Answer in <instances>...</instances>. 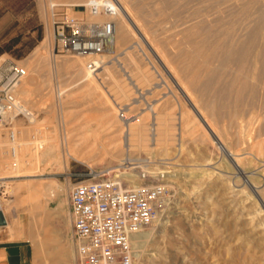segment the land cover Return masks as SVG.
Returning <instances> with one entry per match:
<instances>
[{"label": "bare ground", "instance_id": "obj_1", "mask_svg": "<svg viewBox=\"0 0 264 264\" xmlns=\"http://www.w3.org/2000/svg\"><path fill=\"white\" fill-rule=\"evenodd\" d=\"M60 1H66V2L70 3L71 5L87 4L89 2V0H45V2H43V3H45L44 4V6H45L44 10L46 12V15H44V16L49 18L50 24H48L49 27H48V30H46V32H47V34L45 35L46 37L41 42L40 46H38L33 52L35 57H36V60L40 59L41 61L44 62L48 58V57H46L47 54L51 53L50 56L52 55V46H54L53 45L54 36H53V30H52L53 27L51 26V23L53 22V21L51 22L52 10H53L52 7L56 4L58 5V2H60ZM153 1L154 2H152V0H150V2H152V5H149L148 0H118L120 11H119L118 16L115 19V21H116V33H115V39H114L113 44L110 45L103 53L97 54V55H76V54H75V56H69L68 55L67 57L62 58V60H61L62 65L64 67H67V68L72 67V68L76 69V72L74 70V72H75L74 75L77 76V81H78L77 85L86 86L87 89L90 91L91 96L93 94L97 95V93H99V88H101V87L99 86L98 83H100L99 82L100 76L102 74H103V76H105L108 73L106 71V66H108L107 63H111L114 61L120 62L119 56L112 58L111 55L108 53L112 49L118 50L120 47H123L124 50L122 52L119 50V51H117V53L120 52L118 55L125 54L128 61L130 63H132V65L134 66L133 71L132 70L131 71L136 73V75L133 74V76L134 75L136 76V77H134V79L138 77L137 84H139L140 82H143L144 80H145V82L148 79L152 80L154 77H158V76H160L162 79L165 80L166 76H168V75H166L167 73L165 74V72L163 71V69H162L163 67L161 66V64H163L165 67H167V71L169 72L168 78L171 77L173 79H176V81H177L176 85H178V87L180 88L181 96L183 94L184 99L187 101L186 104L189 102V104L191 105L189 107L195 113V117L197 116V118L194 119L195 117H194V115H192L193 113L190 112L189 109L185 108L187 106L184 107L181 103H180V111H179L180 114L177 116H171V113L170 114H161V113L156 111V114L154 117V120H155L154 130L152 129L153 127H152L151 122L148 125V122L146 121L147 118L145 119V117H142V118L139 117L138 120L133 122L129 127V135L128 136H129V143H130V147H131V148L129 147V150H127L128 148H126L127 145H126L125 139H124V129H123V127L121 128L123 130V137H122V139H123L122 144L123 145L122 146H124L126 148L125 149L126 151L123 149L125 151L124 155H126L125 157H127V156L130 157L133 149H135L136 151L138 150L134 147L147 146L148 143H149V145H156V144L166 145L170 142H176V140L179 141L178 144L180 145V149H182L183 135L185 133L193 134L194 132H196L198 127L201 126V125L197 126V123L200 120L199 121L200 124L203 123L206 126L203 134L204 135L206 134V136H208L207 135V132H208L213 137V139L209 140V141L210 142L214 141L216 143V145L218 146V147H216V145H215L216 149L220 148L223 150V152L225 154H227V156L233 162L235 167L238 169L237 174H239V177L243 178L242 184L240 182V184H241V187H240V185H238V184H234V185L229 184L228 182H226L224 180V178L220 177V176L224 177L222 174L219 176L218 173L215 172V173H217L216 175L219 177L217 179L214 178L216 180L214 182V185H217L219 187V190H220V193L222 194V196H225L226 198H231L233 201H235L238 204V206L235 207V209H233L234 215H235V225L234 226L236 227V229L242 230L241 233L238 234V236L236 237L235 242L228 246L227 250H228L229 255L228 254L227 255L229 256V261L227 262V264H264V208H262V206L264 207V159L262 158V156H264L263 155V152H264L263 151V149H264L263 148V141L259 142V144H261V146L258 147L259 148L258 154L256 151V154H254V156H253V155H250L248 153L250 150L249 151L247 150V148L249 147L248 146L249 140H247V138H246V135H245L246 131L245 132L243 131L244 132L243 133L240 130L242 128L236 129V128L232 127L231 128L232 131L235 129L234 133H236V134H234V136H236V137H232V139H231L232 135H228L229 132L226 128L229 125L227 127L224 126V125H227V124H225V122L227 120L226 118H228V117L225 118L226 120H225L224 124L221 123L224 127H226L223 129L224 132L222 131V129H220V131H222V133L219 132V130L216 128L217 127L216 125L218 124V122H216V120L218 121V119L221 118L222 112H220V111L215 112L216 111L215 108H218V110H219V108H221L222 105H221V103L220 104L215 103L212 100L213 98H210L208 96L206 97L205 93H203V92H206V90H207L206 88L208 87V85H210L209 80L207 81L208 78L206 79L205 73H203V72L205 70H206L205 72H210V71L213 72V69H214V72H215L217 78L220 79V81L225 80V81H228L230 83L229 84L230 85L229 90L228 89H226V90L230 91L231 95H233L231 98L234 97L233 100L235 99L234 104L231 106L232 107L231 114L233 117H238L239 114L241 113V110H244V109H242L243 108L242 96L245 93H247L246 96L248 95V98H250L249 102L247 103V105H248L247 109L249 108V105H252V106L257 105V107L259 106V108H260L261 107L260 102H258L259 104L258 103L254 104V102L256 101V99L259 101L261 98L263 100V102L260 100L263 103L262 104L263 108L262 107L261 108L264 109V0H167L166 5H164L165 3L164 4L161 3V0H153ZM160 4H162L164 6L161 7ZM168 9L174 11V13L172 12V15L171 14L170 15L174 18L176 17V19H179V18H177V14H175L176 12L179 13L178 15H180V13H181V14L186 15L187 17H191L193 20H194V18L196 19L195 21L191 20L192 22H190V23L188 22L189 25L188 24L186 25V22H185V26H188V28H187V32L184 33L183 38L179 35L181 40L178 41L176 39L177 40V42H176V40H175L176 36L174 35L175 33L173 34L174 35L173 38H172L173 35H171V38L174 39V41H175L171 45L169 42L172 41V39H168L169 41H167L166 38L164 36H162V34L164 33V30L162 31V29H161V31H160V29H159L160 25H164V23L162 24L163 21L155 20V17L157 15L163 16L164 14H166L165 12H170V10L166 11ZM173 14H175L176 16L175 15L173 16ZM94 18H96L98 20L105 19V17H103V16H96ZM163 18L166 19L165 21H167V18H165V17H163ZM181 19L182 18L179 19L180 22L184 21L183 19L182 20ZM185 20H187V18H185ZM188 20H190V19L188 18ZM183 24H184V22L182 23L181 26H183ZM52 25H53V23H52ZM185 26H183V27L185 28ZM176 30H178V28ZM178 34H179V30H178ZM178 34H176V35H178ZM196 35H199V39L194 38V36L196 37ZM42 49H50L51 52L44 55L42 53V51H43ZM45 52H46V50H45ZM115 56H116V54H115ZM123 57H124V55H123ZM53 59H52V62H54V64H55L57 62L56 58L53 57ZM139 59L140 60H146L147 64L151 63L152 66L154 65V61H156L157 63L159 62L158 64L161 63L160 66L162 68L158 64H156V65H158V68L160 67L162 69V71H161V69L159 71L156 67V70H154V72H150L148 70L140 72L141 69L139 68V66L137 64ZM153 59H154V61H153ZM34 60H35V58H34ZM128 61H127V63H129ZM29 62H27L25 65V66H27L25 68L27 71L26 76H28V79H32L33 76H29L30 71L28 72V69H29L28 67L31 66V63H29ZM45 62L47 64L49 63V61H45ZM178 63L182 65L181 69L184 71L185 77H187L188 75H189V77L192 76L189 79L187 78L186 82L183 79L184 76L183 77L181 76V73L183 74L182 70H180L181 71L180 72L178 70L179 68H177V66L175 65ZM37 65H39V64H37ZM150 65L149 66L146 65V67L147 66L151 67ZM50 66L53 68L52 64H50ZM178 67H179V65H178ZM46 68H48V67L46 66ZM101 68L103 70H102V72H99L98 70ZM109 68H110V66H109ZM176 68H177V70H176ZM110 69H112V68H110ZM196 69H204V71L203 70L199 71V74L200 73L203 74L202 76H200L201 79H204V78L206 79V81L202 87V89L204 88L205 90L202 91L201 93H199V95L201 94L200 97H199V95L195 96L198 91L197 92L195 90L193 91V89L188 87L189 83H187V82H190L191 80L195 81V79H192V78H193V76H196L198 73V72H196ZM30 70H31V68H30ZM105 71L107 73H103ZM177 71L180 73H177ZM132 72L129 74L130 75L129 77H133V76H131ZM155 72H157V75H154ZM162 72H164V74L166 76H164ZM99 74H101V75L99 76ZM114 74H115V72H114ZM107 75H109V74H107ZM209 75L211 77V73ZM116 76H118V75H116ZM116 76H114V77L112 76V77L115 78ZM72 77H74V76H72ZM196 77H199V76H196ZM202 77H204V78H202ZM109 78H110V76H109ZM171 78H170V80H171ZM178 79L181 81V83H180V81H178ZM182 79H183V82H182ZM119 80H121V79H119ZM212 80H214V79H212ZM199 81H201V80H199ZM203 81L204 80H202L201 82H203ZM184 82L187 84H185ZM201 82H199V84ZM28 83H29V80L26 84H28ZM111 83H112V81H111ZM191 84H194V85H192V87L194 86V88H195V83L192 82ZM217 84H218V82H217ZM113 86H114L113 90L115 89L114 91L117 93V98H122V99L130 98L129 96L132 94L131 90H130L131 88H128L126 83H124L123 81H119V82H117V84L114 83ZM110 87H109V89H110ZM197 87H199V85ZM215 87H217L216 92L220 91L219 90L220 88L218 87V85ZM215 87H213V89H216ZM221 87H223V86H221ZM21 89H22V93H24L25 95L32 94V93H30L29 87L27 85L22 86ZM171 90L175 91L173 89V87L171 88ZM177 91H179V89ZM200 91H201V88H200L199 92ZM213 91L214 90H212L211 92H213ZM105 92H104V94H105ZM195 92H196V94H195ZM107 93H108V91H107ZM110 93L111 92L108 93L109 94L108 96H105L103 94L101 96L98 94L97 98L95 97V99L96 100L98 99L99 110H101L100 117L105 122L106 131H107L109 137H111L110 139L112 141L108 145H105L102 143L95 144V142H94V144L92 143L89 146H91V147L97 146L99 149L105 148V150L107 148V151L110 153H113V155H114V153L116 154V148L118 146V141H117V145H116L115 139L118 138V136L116 138V135L118 134L117 132L119 130H121L120 125L122 123V120L120 119L119 112H118V104L120 103V101H118L116 97L115 98L112 97V94L114 92L112 94H110ZM176 93H179V92H176ZM219 93H217L218 98H220V97L225 98L226 97V99H227V95H229V94L225 95L226 93H224V94L221 93L220 95H218ZM113 95H115V94H113ZM223 95H225V96H223ZM257 95H259V97H261V98L258 99ZM181 96H180V99L182 98ZM66 97L67 96L63 95L62 92L59 93L58 106L60 109V115L62 116V119L59 121H61V123H63V124H66V122H67V120L65 119V116L67 115L66 114V110H67ZM69 97H71V96H69ZM245 98L248 99L247 97H245ZM95 99H93V101H95ZM69 100H72V97H71V99L69 98ZM185 100H183V101H185ZM75 101H78V99ZM85 101H86V98H85ZM87 101H89V100H87ZM230 101H232V99ZM245 102H247V100H245ZM95 103L96 102H94V105H95ZM228 103L231 104L230 102H228ZM74 104H75V102H74ZM87 104H89V103H87ZM226 104H227V101H226ZM95 107H97V106H95ZM259 108H257V111L259 110ZM226 109L227 108H225V110H224L225 112H226ZM253 109L251 108V110H253ZM228 110H230V109H228ZM251 110H250V112H251ZM255 110L256 109H254V111ZM257 111H255V113ZM260 111H262L261 113H264L263 110L260 109ZM227 112H229V111H227ZM25 114L29 118H32V116H33L32 113L29 112L27 109H26ZM231 114H230V116H231ZM257 115H258V112H257ZM230 116H229V118H230ZM197 119H199V120H197ZM232 119H234V118H232ZM223 120H224V118H223ZM248 120H250V118ZM194 121H196L197 123H195ZM230 121H231V119H230ZM232 121H234V120H232ZM238 121L235 119V121H234V123H236L235 126L238 125ZM215 122H216V124H215ZM246 123H250V121L249 122L246 121ZM122 125H123V123H122ZM244 125L246 126V124H243V126H241V127H244ZM230 126H231V123H230ZM233 126H234V124H233ZM203 128L204 127H202V130H203ZM199 129H200V127H199ZM202 130H200V131L202 132ZM250 131H253V128ZM259 131H261V130H259ZM248 132H246V133H248ZM199 133L197 131L196 134H199ZM231 133H233V132H231ZM97 135L95 134L94 138H97L98 137ZM187 135L188 134H185L184 136H187ZM225 135L226 136L228 135L230 137L229 138L230 141L232 140L231 141L232 146H230L231 144L229 145V143H228L229 140L227 141V138L226 139L224 138ZM114 137H115V139H114ZM193 137H197V136L194 135ZM201 138L203 140L205 139V141L208 140V139L203 138V137H201ZM67 139H68V136H67ZM224 139L226 140V142L228 144L226 142H224L225 141ZM192 140H194V138H192ZM199 141L201 142V140H199ZM52 142L53 141L49 142L50 144H42V142H40L39 145H36L35 147H32V148L27 143L16 142L14 145L12 144L10 146L11 148L4 150V148L8 145L7 144L8 140L6 138H4L1 134L0 135V174H2V177L11 178L14 176L32 175V174L42 175L46 171H51V172L56 171V173L66 172L69 169L72 160L75 159L78 161H82V158L85 157V155L87 154L86 152H84V150L76 149L74 147V145L68 141L63 140L62 143L61 142L60 143L59 142L58 143H55V142L52 143ZM184 143H185V141H184ZM244 143L246 145L248 144L247 145L248 147ZM171 144H174V143H171ZM197 144H198V142H197ZM199 144H201V143H199ZM199 144H198V146H199ZM202 144H204V143H202ZM242 144L244 145V147H240V148L237 147V146H241ZM250 145L251 146L249 147V149L251 147H253L254 145L258 146L256 143L254 145L253 144H250ZM183 147H184V145H183ZM233 147H235V149H233ZM153 148H155V146ZM156 148H159V147L157 146ZM167 148L169 149V147H167ZM206 148H207V146H206ZM174 149H175V146H174ZM160 150H162V149H160ZM96 151H97L96 155L100 153V150H96ZM124 151H120V149H119V153H122V152L124 153ZM150 151H152V150H149V152ZM211 152L214 153V151H211V149H210V152H208V153H210V156H211ZM151 153H149V154H151ZM155 153L157 156V152H155ZM92 154H89V155H92ZM256 155H258V156H256ZM151 156H152V158L155 157V155L153 156V154ZM207 157H208V155H207ZM49 159H52V161L50 162ZM214 162H217V161H214ZM211 163L213 164V157H211L208 160V162L204 163V164H207L209 166ZM214 164L216 165V163H214ZM218 165H219V163H218ZM198 166H201V165H198ZM201 167H204V165ZM210 167L212 169L213 166L210 165ZM194 168H195V166H194ZM213 169L210 171H214ZM174 170H175L174 167H173V170H168V174L172 175L173 172L175 173L177 171V170L176 171H174ZM222 173H225V172H222ZM226 173H228V172H226ZM189 175H191V177L196 180L198 185H202L201 183L206 181V180L211 179V181H212V179H213V178H211L212 172H207V168H202L198 172L193 171L191 174L189 173ZM216 175L214 174V176H216ZM197 176H199V178H197ZM228 176H231V175H228ZM237 177H238V175H237ZM237 177L234 176V178H236V179H237ZM28 179L29 180L26 184H24L22 182H17V183H12V184L10 183V185L8 184V187L6 188L7 189L6 194L1 196V205L4 207V210L6 213L9 210L7 205L12 200V197H11L12 195H14L16 197L15 203L20 204V205H28L29 210L34 215L35 214L36 215H42L43 210L47 205L46 202H47L48 198L47 199H45V198L48 195L51 194L50 195V197H51L53 192H54V194L55 193L67 194V191L69 190L58 179H53V178H48L46 180H43V179L42 180H36V179L34 180L33 178H28ZM129 180H130L131 184H134V185H137L139 183L136 180L135 176H130ZM169 181H171V180H169ZM228 181H230V180L228 179ZM192 183H194V182H192ZM232 183H234V182H232ZM203 186H206V185H203ZM25 187L28 190L27 195L26 196L23 195V197H21L22 190ZM197 187H199V186H197ZM200 187H199V189H200ZM222 196H220V197H222ZM198 198L200 199V196H198ZM62 199H63V197H62ZM54 200H55V198H54ZM66 201H67V198H65V200L62 201L61 206H63ZM227 201H229V199ZM208 203H209V201H208ZM231 205H233V204L231 203ZM231 205H230V208H231ZM213 207L216 208V206H214V205H213ZM227 208H228V206H227ZM209 210H211V209H209ZM213 211H212V213L214 214V217H215V211L214 212ZM67 215H68V217L63 218L65 225L63 227H61L60 229L58 228V230H56V231L54 230L55 234H53V236L54 235L56 236V237H54V238H56V241H55V239H53L50 236V235H52L53 232L50 235L49 234L45 235V241H43V242H44V244H46L48 246L49 250L52 253V255L50 256V262L48 264H80L76 248L74 245L71 244V242L69 241V238H68L69 229H70V226L72 224H71L70 212H67ZM43 216H44V214H43ZM16 218H17V216H16ZM40 218H41V221H43V218L42 217H40ZM159 218H161V216ZM200 220L201 219H199V221ZM213 220H215V218H213ZM181 221H183V220H181ZM208 221H209L208 223L211 222L210 219ZM54 223H55V221H54ZM21 224H22L21 221L14 222L13 225L11 226L13 231H17V228ZM49 224H51V223H49ZM189 224H191V222ZM214 224L215 223L211 224L212 228L217 229L218 226L213 227ZM11 227H10V229H11ZM40 227H42V225ZM42 228H44V227H42ZM47 228H45V229H47ZM189 230H190V228H189ZM142 231H143V229L140 232H138L136 234V236L134 237L133 242L135 243V247H139V245H137V243H139V241H135V238L136 237L139 238V235H141L144 232V231L143 232ZM201 231H202V229L200 228V232ZM44 232L47 233V230H44ZM208 233H209V231H208ZM219 233H221V232H219ZM146 234H148V233H146ZM19 235H20V233H19ZM143 236H145V235H143ZM195 236H197V235H195ZM195 236H194V240H195ZM203 236H202V239H203ZM141 237H142V235H141ZM141 240H143V239H141ZM144 241L146 242V239H144ZM212 241H214V240H212ZM168 243H170V242H168ZM170 244H172V243H170ZM226 244H227V242H226ZM218 245H220V243ZM215 246H216V244H215ZM208 247L210 248V246H208ZM170 248L172 249V247H170ZM202 249H205V248H202ZM208 249H206L207 252L210 250V249L209 250ZM43 250H44V247H43ZM182 251L183 250H181L180 252H182ZM182 253H184V252H182ZM182 253H181V255H183ZM139 254H140V251H137L136 255H139ZM204 254H207V253H204ZM217 256H219V255H217ZM206 257L207 256H205L204 258L206 259ZM186 258H187V256H186ZM216 258L217 257H213L212 264H222V262ZM196 260L198 263L197 258H196ZM205 262H208V261H205ZM210 262H208V264ZM201 263H202V261H201Z\"/></svg>", "mask_w": 264, "mask_h": 264}, {"label": "rangeland", "instance_id": "obj_2", "mask_svg": "<svg viewBox=\"0 0 264 264\" xmlns=\"http://www.w3.org/2000/svg\"><path fill=\"white\" fill-rule=\"evenodd\" d=\"M43 2H45V0H0V67H1L0 68V79L4 78L7 75V73L9 72L8 69L13 63H16L19 66L26 68L27 66H25V65L29 61H30L29 63H31V66L28 67L29 69L28 68L27 69H28V72L29 71L31 72V73L29 72V76H33L32 79H28V76H25L22 79L19 87L16 90V95H17L18 100L24 105L25 109H27L29 112L32 113L33 116H32V118H29L26 114H24V115H21V116L16 118V120L14 121V123L12 125V130L14 132L15 141H12L10 138V135H9L10 129H7L5 127H0V135L2 134V136L8 140V143H7L8 145L4 148V150L11 148L10 146L12 144L14 145L16 142L27 143L32 148V147H35L36 145H39L40 142H42V144H50L49 142H51V141H53L55 143H58V142L62 143V141L64 140V141H68L71 144H73L76 149L84 150V152H86L87 154L85 155V157L82 158V161H78L75 159L72 160L70 167L66 172L56 173V171H53V172L46 171L42 175H40V174L22 175V176H14V177H11L8 179V184L10 185V183L12 184V183H17V182H22V183L26 184L29 180L28 178H33L34 180L35 179L36 180H42V179L46 180L48 178H53V179L60 180V182H62V184L65 185L67 189H69L67 191V194H65V193H55L54 194V192H53L51 197H50V195H51L50 194L45 198V199H47V198L48 199L46 202L47 205L43 210L44 216H43V214L42 215H36V214L34 215L29 210L28 205H20V204L15 203L16 197L14 195L11 196L12 200L7 205L8 209H9L8 212L10 214H12L13 210L16 211L17 218H14V220H13V217H12V221H21V223L25 227V230H27L29 232L31 239L33 240V242L36 246L35 264H48L50 262V256L52 255V253L49 250L48 246L46 244H44L43 241H45V235L46 234L50 235L52 232L53 233L50 236L53 239H55V241H56V238H54L56 236L55 235L53 236V234H55L54 230L56 231V230H58V228L60 229L61 227H63L65 225L63 218L68 217L67 212H70V203L68 201L70 189L74 183H77L84 178L83 176H80L79 174L88 172L90 170V168H97V169L99 168L100 169V168L118 166L119 164L122 163L123 159L126 156V155H124L126 148L124 146H122L123 145L122 144L123 143V139H122L123 130L121 129L123 127L122 123L120 125L121 130H119L117 132L118 134L116 135V138H117V136H118V138L115 139V137H114V139L116 140V143H115L116 145H117V141H118V146L116 148V154L114 153V155H113V153L108 152L107 148L105 150V148L99 149L97 146H95V147L89 146L92 143L94 144V142H95V144L102 143V144L108 145L112 141L110 139L111 137H109V135L106 131L105 122L100 117L101 110H99L98 99L97 100L95 99V97L97 98L98 94L101 96H102V94L105 96H108L109 92H111L110 94H112L114 92L113 94H115V95L112 94V97L117 98V93L114 91L115 89L113 90V87H114L113 85H114V83L117 84V82L123 81L124 83L127 84L128 88H131L130 90H131L132 94L129 96L130 98H128V99L117 98V100L120 101L119 104H126V103L133 104V103H135L134 98L137 96L136 86H139L143 89L152 88V94L149 96L148 99L155 103V110L157 112H159L161 114H170L171 113V116H177L180 114L179 111H180V103H181L184 107L187 106L185 108L189 109L190 112L193 113L192 115H194V117H195V113L189 107L191 105L189 104V102L186 104L187 101L184 99L183 94L181 96L180 88L178 87V85H176L177 84L176 79H173L170 77L171 78V80H170V78H168L169 72L167 71V67H165L163 64L160 63L161 66L163 67L162 68L160 66V64H158L159 62L157 63L153 59L154 65L152 66L151 63L147 64L146 60H140L139 59L137 64H138L139 68L141 69L140 72L141 71L142 72L147 71V70L150 72H154V70H156V67H157V69L159 71L162 68L163 71L165 72V74L167 73L166 75H168V76H166L164 74V72H162L163 75L166 76V78H165L166 81L164 79H162L160 76H158V77H154L152 80L148 79V80H146V82L144 80L143 82H140L139 84H137L138 77L134 79V77H136L135 76L136 73L132 72L134 69L133 68L134 66L132 65V63H130L128 61L125 54L118 55L120 52L117 53V51H119V50L122 52L124 50L123 47H120L118 50L112 49L111 51L108 52L112 58L119 56L121 63L116 62V61L111 62V63H107L108 66H106V71L108 73L106 71L103 73H107L109 75L106 74L105 76H103L102 73H101L102 75L99 74V76L101 75L100 76L101 81L99 80L100 83H98V84L101 88H99V93H97V95L93 94L91 96L90 91L87 89L86 86L77 85V82H78L77 76L74 75L76 72V69L72 68V67H68V68L64 67L62 65V62H61L62 58L67 57L68 55L69 56H75V54L74 53H60V52H58L57 48L55 49V43H56V40H55V21H56L57 17L60 14H62L63 12H66L67 14H69L71 16H79V15L81 16L82 15V13L78 9V7H74V5H71L70 3L66 2V1H60V2H58V5L56 4L52 7L53 10H52L51 22L53 21L52 22L53 25L51 23V26L53 27L52 30H53V36H54V40H53L54 46H52V55L50 56V54H51V53H49V52H51L50 49H42L44 52L46 50L45 53L42 51V53L44 55L49 53V54H47L48 56L46 55V57H48L47 60H45V61H49V63L47 64L45 61L43 62L38 58H37L38 60H36V57H35L33 52L38 46H40L41 42L46 37L45 36L47 34L46 30H48V27H49L48 24H50L49 18L44 16V15H46V12L44 10V8H45L44 4L45 3H43ZM152 2H154V1L152 0ZM152 2H150V0H148L149 5H152ZM166 2H167V0H161V3H163V4L165 3L164 5H166ZM160 5H161V7L164 6L162 4H160ZM169 10L170 9H168L166 11H169ZM172 12L174 13V11L170 10V12H165L167 15L166 14H164L163 16L157 15L155 17V20L163 21L162 24L164 23V25H160L159 29H160V31H161V29H162V31L164 30V33H163L164 35L162 34V36H164L167 41H169L168 39H172L174 37V35L177 37V38L175 37V40L177 39L179 41V40H181L180 36L183 38L184 33L187 32L188 26H185V22L187 25L188 22L190 23L192 21H195L196 19L194 18V20H193L191 17H187L186 15L181 14V13H180V15H181L180 16V15H178L179 13L176 12L175 14H177V18H179V19L182 18L184 20V21L180 22L179 19H176V17L174 18L171 16ZM175 14H173V16ZM163 17L167 18V21H165L166 19H164ZM185 18H187V20H185ZM188 18L190 20H188ZM183 22H184L183 26H185V28L183 26H181ZM177 28L179 30V34H178V30H176ZM176 34H178V35H176ZM171 35H173L172 38H171ZM194 38L199 39V35H196V37L194 36ZM177 40H176V42H177ZM173 42H175L174 39H172V41L169 42L170 45ZM115 54H116V56H115ZM123 55H124V57H123ZM53 57L56 58V61H57L55 63L56 65L54 64V62H52ZM34 58H35V60H34ZM127 61L130 64L127 63ZM36 63L39 65H37ZM50 64L53 65V68L50 66ZM145 64L148 66L151 64L150 65L151 67H148V66L146 67ZM156 64H158L161 68L160 67L158 68V65H156ZM175 65L177 66V68H179L178 69L179 71L182 70L181 64L178 63ZM178 65H179V67H178ZM46 66L48 68H46ZM109 66L112 69H110ZM30 68L32 71L30 70ZM177 68H176V70H177ZM162 69H161V71H162ZM74 70H75V72H74ZM102 70L103 69L101 68L98 71L102 72ZM202 70L204 71V69H196V72H198V73H197V75L196 74L195 75L199 76V77L193 76L192 79H195V81L189 80L190 82H187V83H189L188 87L193 89V91L194 90L196 92L198 91L197 94L195 92L196 95L194 94L195 96H198L199 93H201L202 91L205 90L204 88L202 89V87H203L206 79L208 78L207 81L209 80L210 85H208V87L206 88L207 93L206 92H203V93H205L206 97L208 96L210 98H213L212 100L215 103H217V104L221 103V105H222L221 108H219V110H218V108H215V110H216L215 112H217V111L222 112V116H221L222 119L220 118V119H218V121L216 120V122H218V124L216 125L217 126L216 128L219 130V132H221V133H222V131L224 132L223 129L229 125L226 129L229 132L228 135H232L231 136V139H232V137H236V136H234V134H236V133H234L235 129L232 131L231 128L232 127L236 128V129L242 128L243 130L240 129L242 132L243 131L244 132L249 131L248 133L245 132L246 138H247V140H249L248 141L249 145L247 144L249 147L251 146L250 144L254 145L256 143L258 145L259 142L263 141V148H264V113H261L262 111H260V109H261L264 112V109H262L263 108L262 107L263 106L262 105L263 100L261 97H259L260 94L257 95V98L258 99L261 98L260 100L262 102L260 100L258 101L256 99L254 104L260 102V106L262 108L261 107L259 108V106L257 107V105L255 106L253 104L254 106L249 105V108L247 109V106H248L247 103L249 102L250 98H248V95L246 96L247 93H245L242 96V100H243L242 101V103H243L242 109H244V110H241V113L239 114L238 117H233L231 114V110H232L231 106L234 104L235 99L233 100L234 97L231 98L233 95H231L230 91H228L229 87H230V85H229L230 83L228 81H225V80L220 81V79L217 78V76L214 72V69H213V72L212 71L205 72L206 71L205 70L203 73H205L206 79L204 77H202L204 79H201L200 76H202L203 74L202 73L199 74V71H202ZM114 72H115V74L117 73L116 75H118V76H116L114 74ZM131 72H132L131 76H133V74H135L133 77H129L130 76L129 74ZM180 72L177 71V73H180ZM182 72H183V74L181 73V76L183 77L184 71L182 70ZM210 73H211V77L209 75ZM154 75H157V72H155ZM72 76H74V77H72ZM109 76L111 79L109 78ZM112 76L113 77L116 76L115 77L116 79L113 78ZM190 77H192V76H190ZM190 77H189V75L187 77L184 76L183 79L186 82L187 78L189 79ZM119 79H121V80H119ZM183 79H182V82H183ZM212 79H214V80H212ZM28 80H29V83L26 84L28 82ZM199 80H201V81L204 80V81L201 82ZM111 81H112V83H111ZM178 81H180V80L178 79ZM198 81L201 82L200 83L201 85L199 84ZM192 82L195 83V88H194V86L192 87V85H194V84H191ZM217 82H218V84H217ZM180 83H181V81H180ZM187 83H185V84H187ZM24 85H27L29 87L30 93H32V94L25 95L24 93H22L21 88ZM198 85H199V87H197ZM217 85L220 88L219 89L220 91L216 92L217 87H215V86H217ZM108 86L109 87L111 86L112 88L110 87V89H109ZM221 86H223V87H221ZM172 87L175 91L171 90ZM213 87H215L216 89H213ZM200 88H201V91L199 92ZM178 89H179V91H177ZM226 89H228V90H226ZM212 90H214V91L211 92ZM107 91H108V93H107ZM60 92H62L63 95L67 96L66 97V105H67L66 114L67 115L65 116V119L67 120L66 124H63V123H61V121H59L62 119V116L60 115V109L58 106L59 93ZM104 92H105V94H104ZM176 92H179V93H176ZM217 93H219L218 95H220L221 93H223V94L226 93L225 95H227V94H229V95H227V99H226V97L225 98L224 97L218 98ZM200 95H199V97H200ZM225 95H223V96H225ZM69 96L72 97V100H69V98L71 99V97H69ZM180 96L183 99L182 98L180 99ZM243 97L244 98L247 97L248 99H246V98L244 99ZM85 98H86V101H85ZM230 98L232 99V101H230L231 100ZM77 99H78V101H75ZM93 99H95V101H93ZM87 100H89V101H87ZM183 100H185V101H183ZM245 100H247V102H245ZM226 101H227V104H226ZM74 102H75V104H74ZM94 102H96L95 105H94ZM228 102H230L231 104H229ZM87 103H89L90 105ZM95 106H97V107H95ZM140 106H143V105H140ZM140 106H135L136 108L133 107V109H135L134 112L139 111ZM250 107L252 109L253 108L256 109L255 111H257V108H259V110L257 111L258 115H257V112L255 113L254 109L251 110ZM225 108H227L226 112L224 111ZM228 109H230V110H228ZM250 110H251V112H250ZM227 111H229V112H227ZM230 114H231V116H230ZM229 116H230V118H229ZM138 117H140V118L145 117V119L147 118L146 121L148 122V125H149L150 122H152V119H154L155 115H153V113L151 111L140 110ZM226 117H228L229 119ZM196 118H197V116L194 119H196ZM223 118H224V120H223ZM232 118H234V119H232ZM249 118H250V120H248ZM230 119H231V121L232 120L235 121V119L237 121L239 120L238 125L235 126L236 123H234V121L231 122ZM197 120H199V119H197ZM225 120H226V122H225ZM199 121H198V123L196 121H194V122L197 123V126L201 125V126H199L200 129H199V127L197 129L198 133L200 132L201 134L200 133L196 134L197 131L194 132L193 134L185 133L188 135L187 136H184L185 134L183 135L182 149H180V145L178 144L179 141L176 140V142H170L166 145H164V144L163 145H161V144L160 145H158V144L149 145V143H148L147 146L134 147V148L138 149L137 151L135 149L132 150V156H137V157L139 156V157H145V158L151 157L152 160L165 158L167 160V164L166 165L164 164L163 166H161V168L165 169L167 172H168V170H173V167L175 169L174 171L177 170L175 173L173 172L172 175L168 174V176H167V178L169 180H171V181H169V180L167 181V183L169 184V186L171 188V198H170L168 206L159 215V217L161 216V218H158L155 222H153L150 225L143 228L144 232L142 231L143 232L141 234L142 237H141V235H139V238L138 237L135 238V241H139V243H137V245H139V247H135V243L133 244L134 249H135L136 264L137 263L138 264H189V263L190 264H199V263L200 264H202V263L208 264V262H210V261H211L210 263L212 264L213 257H217L216 259H219L222 262V264H227V262L229 261V256H228L229 253L227 250L228 246L235 242L236 237L242 231V230L236 229V227L234 226L235 225V215H234L233 209H235V207H237L238 204L235 201H233L231 198H226L225 196H222V194L220 193L219 187L217 185H214V182L216 181L215 179H217L222 174L224 177H222V176H220V177L224 178V180L226 182H228L229 184H232V185L238 184L241 187V184L243 182V178L239 177V174H237L238 169L235 167V165L230 160V158L227 156V154H225L223 152V150L220 148L216 149V147H218V146L216 145V143L214 141H212V142L209 141V140H212L213 137L207 131L206 132H207L208 136H206V134L205 135L203 134L206 126L203 123L200 124ZM246 121L247 122L250 121V123H246ZM216 122H215V124H216ZM224 122H225V124H227V125H224L226 127H224L221 124V123L224 124ZM230 123H231V126H230ZM242 123L246 124V126L244 125V127H241V126H243ZM233 124H234V126H233ZM202 127H204L203 130H202ZM252 128H253V131H250V130H252ZM220 129H222V131H220ZM200 130H202V132ZM259 130H261V131H259ZM231 132H233V133H231ZM95 134L96 135L98 134L97 138H94ZM194 135H196L197 137H193ZM228 135L227 136L225 135L224 138L225 139L227 138V141L229 140L228 141L229 145L231 144L230 146H232V143H231L232 140L230 141V139H229L230 137ZM67 136H68V139H67ZM201 137L206 138L208 140L205 141V139L203 140ZM192 138H194V140L196 139L195 140L196 142L194 140H192ZM199 140H201V142ZM184 141H185V143H184ZM197 142H198V144L199 143H201V144H199V146H198ZM224 142H226V140ZM171 143H174V144H171ZM202 143H204V144H202ZM183 145H184V147H183ZM215 145H216V147H215ZM154 146H155V148H153ZM157 146L159 148H156ZM166 146L169 147V149ZM174 146H175V149H174ZM206 146H207V148H206ZM260 146H261V144H259L258 146L254 145L250 149L248 147L247 150L248 151L250 150V151L249 152L247 151V152L250 155L254 156V154H256V151L258 154V151H259L258 147H260ZM237 147H239V148L244 147V145L242 144L241 146H237ZM119 149H120V151L125 150L124 153L123 152L119 153ZM160 149H162V150H160ZM210 149H211V151H214V153L211 152V156H210V153H208V152H210ZM233 149H235V147H233ZM96 150H100V153L97 155H96V152H97ZM149 150H152V151L149 152ZM147 151L149 153H151V152L152 153L149 154ZM263 151H264V149H263ZM155 152H157V156H156ZM89 154H92V155H89ZM152 154H153V156L155 155V157L152 158V156H151ZM207 155H208V157H207ZM263 155H264V152H263ZM256 156H258V155H256ZM211 157H213V164L216 163V165L215 164L213 165L212 163L210 164L211 166H213L212 169L214 168L213 169L214 171H210V170H212L210 165L208 166L207 164H204V163H207ZM262 158L264 159V156H262ZM49 161L51 162L52 159H49ZM214 161H217V162H214ZM218 163H219V165H218ZM198 165H201V166L204 165V167H201ZM194 166L196 169L194 168ZM202 168H207V172H212L211 178H213V179H212V181H211V179L206 180V181L201 183L202 185H198L196 180L193 179L191 177V175H189V173L191 174L193 171L198 172ZM215 172H217L219 176H217L216 175L217 173H215ZM222 172H225V173H222ZM226 172H228V173H226ZM214 174L216 176H214ZM228 175H231V176H228ZM237 175H238V177H237ZM1 176H2V174H0V177ZM234 176L237 177V179L234 178ZM197 178H199V176H197ZM228 179L230 181H228ZM231 181L234 183H232ZM192 182H194V183H192ZM240 182H241V184H240ZM203 185H206V186H203ZM195 186L196 187L197 186H199V187L203 186V187L202 188L200 187V189H199V187L196 188ZM27 191L28 190L25 187L22 190L21 197H23V195L26 196ZM198 196H200V199L198 198ZM220 196H222V197H220ZM62 197H63V199H62ZM64 197L67 198V201L65 202V204L63 206H61L62 201L65 200ZM54 198H55V200H54ZM228 199H229V201H227ZM208 201H209V203H208ZM231 203L233 205H231ZM212 204L214 206H216V208L213 207ZM230 205H231V208H230ZM227 206H228V208H227ZM262 208H264V207L262 206ZM209 209H211V210H209ZM213 210L215 211V217H214V214L212 213ZM40 217L43 218V221H41ZM70 218H71V216H70ZM213 218H215V220H213ZM199 219H201V220L199 221ZM209 219L211 221L210 223H208ZM181 220H183V221H181ZM54 221H55V223H54ZM190 222H191V224H189ZM49 223H51V224H49ZM213 223L216 224V225L214 224L213 227L218 226L217 229L212 228L211 224H213ZM71 224H72V221H71ZM41 225L44 228L40 227ZM71 226L69 229L68 238H69V241L71 242V244L75 246V243L73 240V228ZM45 228H47V229H45ZM189 228H190V230H189ZM200 228L202 229L201 232H200ZM44 230H47V233H45L46 231L44 232ZM208 231L210 234L208 233ZM219 232H221V233H219ZM146 233H148V234H146ZM143 235H145L146 237ZM195 235H197L199 238ZM194 236H195V240L197 242L194 240ZM202 236H203V239H202ZM141 239H143V240H141ZM144 239H146V242L144 241ZM212 240H214V241H212ZM220 241L221 242L223 241V242L221 243ZM168 242H170L172 244H170ZM226 242H227V244H226ZM219 243H220V245H218ZM215 244H216V246H215ZM208 246H210V248ZM43 247H44V250H43ZM170 247H172V249ZM202 248H205V249H202ZM206 249H208L209 251L207 252ZM136 250L140 251V254H139L140 256L136 255V252H137ZM181 250H183L182 252H184V253L180 252ZM181 253L183 255H181ZM204 253H207V254H204ZM217 255H219V256H217ZM186 256H187V258H186ZM205 256H207L206 259L204 258ZM196 258L198 259V263H197ZM200 260L202 261V263ZM205 261H208V262H205Z\"/></svg>", "mask_w": 264, "mask_h": 264}, {"label": "built area", "instance_id": "obj_3", "mask_svg": "<svg viewBox=\"0 0 264 264\" xmlns=\"http://www.w3.org/2000/svg\"><path fill=\"white\" fill-rule=\"evenodd\" d=\"M74 7H78L81 16L63 12L55 21V49L77 55L103 53L115 39V19L120 11L118 0H89L87 4ZM96 16L105 19L98 20ZM8 71L0 79V127L10 129V138L15 141L12 125L26 112L16 90L27 71L16 63ZM136 92L135 103L118 105L127 150L129 127L138 120L139 111L156 114L155 103L148 99L152 88L136 86ZM135 106H140L139 111L134 112ZM151 124L154 130V119ZM164 164H167L166 159L152 160L131 154L118 166L90 168L79 174L84 178L72 185L69 203L80 264H136L135 235L159 218L171 198L168 172L161 168ZM130 176H135L139 183L131 184ZM8 179L0 177L1 208V196L6 194Z\"/></svg>", "mask_w": 264, "mask_h": 264}, {"label": "crops", "instance_id": "obj_4", "mask_svg": "<svg viewBox=\"0 0 264 264\" xmlns=\"http://www.w3.org/2000/svg\"><path fill=\"white\" fill-rule=\"evenodd\" d=\"M2 209L8 223L0 225V264H35L36 246L29 232L23 224L13 231L11 226L16 221H12V217L13 220L16 218V211L10 214L5 212L3 206Z\"/></svg>", "mask_w": 264, "mask_h": 264}, {"label": "water", "instance_id": "obj_5", "mask_svg": "<svg viewBox=\"0 0 264 264\" xmlns=\"http://www.w3.org/2000/svg\"><path fill=\"white\" fill-rule=\"evenodd\" d=\"M7 222L8 221H7L6 215H5L3 209L0 206V225H6Z\"/></svg>", "mask_w": 264, "mask_h": 264}]
</instances>
